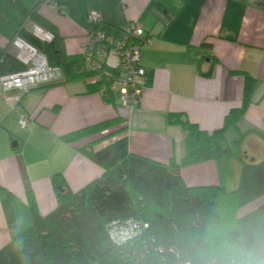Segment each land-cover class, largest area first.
<instances>
[{
	"label": "crops",
	"instance_id": "0c3cea01",
	"mask_svg": "<svg viewBox=\"0 0 264 264\" xmlns=\"http://www.w3.org/2000/svg\"><path fill=\"white\" fill-rule=\"evenodd\" d=\"M92 11L100 14V22L88 19ZM20 21L25 32L30 22L53 30L65 55L85 53L90 58L91 50L81 46L85 29L114 36L126 21L140 23L148 41L140 56L144 91L131 108L120 105L117 98L114 104L104 98V86L88 92L87 84L97 75L66 79L63 69L60 81L23 94L4 95L0 89V186L13 194L10 205L18 231L32 224L26 189L31 190L38 212L45 215L57 203L53 174L61 173L67 187L77 191L102 173L79 151L93 137L71 142L63 139L65 134L122 116L131 153L161 163L179 161L185 153L184 132L167 122V113L182 112L210 132L240 105L245 76L255 81L236 123L244 134L239 147L246 159L264 158V0H0V75L19 65L9 46L21 36ZM89 66L84 58L74 69L79 72ZM104 71L109 80L121 75L111 65H105ZM24 114L29 121L22 128L19 119ZM224 135L230 145L237 139L231 127ZM238 169L234 157L207 159L182 166L180 175L188 186L229 189L237 186ZM8 240L0 201V247Z\"/></svg>",
	"mask_w": 264,
	"mask_h": 264
},
{
	"label": "trees",
	"instance_id": "16d2710c",
	"mask_svg": "<svg viewBox=\"0 0 264 264\" xmlns=\"http://www.w3.org/2000/svg\"><path fill=\"white\" fill-rule=\"evenodd\" d=\"M21 23L18 33L23 38L20 37L41 50L50 65L61 67L66 79L97 75L94 82L87 84L88 92L104 86V98L115 103L117 94L110 90L108 76L91 66L75 71L74 66L86 59L85 53L65 55L53 30L34 22L53 34V39L44 43L29 30L25 32ZM90 54L102 63L96 52ZM245 79L240 105L210 132L182 112L167 113V122L184 132L185 153L179 161L161 163L131 153L126 119L122 116L65 134L63 139L71 142L93 137L79 151L99 165L102 173L77 191L67 187L61 173L53 174L57 203L45 215L38 212L31 190L26 189L32 224L22 232L16 227L10 205L13 194L0 186L9 232L8 242L0 247V264H206L224 245L239 244L253 253L264 251V158H244L239 147L244 134L236 129L255 81L249 76ZM230 127L237 131L232 145L224 135ZM231 157L239 161L238 183L233 189L221 185L188 186L180 175L182 166ZM258 201L256 207L240 214L244 206ZM132 222L141 227L130 229ZM119 228L129 229L126 237L113 239L111 230Z\"/></svg>",
	"mask_w": 264,
	"mask_h": 264
},
{
	"label": "built area",
	"instance_id": "2783aa9c",
	"mask_svg": "<svg viewBox=\"0 0 264 264\" xmlns=\"http://www.w3.org/2000/svg\"><path fill=\"white\" fill-rule=\"evenodd\" d=\"M60 11H63L62 8ZM88 19L94 23L101 21L100 14L92 11ZM29 32L39 41L48 43L53 39V34L40 25L30 22ZM86 40L82 42V48L91 50L100 55L102 63L96 59L86 57L89 65L100 73L107 76L104 66L111 65L120 70L121 75L110 80V90L117 94L119 104L131 108L135 105L144 91L143 77L144 68L140 62L141 47L148 41L143 34L140 23L126 21L117 30L116 35L109 36L103 31L85 29ZM9 51L18 62L14 70L0 75V89L7 95L9 93L23 94L33 88L49 83L58 82L62 79V70L59 66L50 65L45 54L29 44L19 36H15L9 46ZM104 90V87L101 88ZM28 118L21 115L19 124L26 126ZM140 228L141 225L132 222L128 226ZM128 228L111 230V237L122 240L126 237Z\"/></svg>",
	"mask_w": 264,
	"mask_h": 264
},
{
	"label": "clouds",
	"instance_id": "9594fccd",
	"mask_svg": "<svg viewBox=\"0 0 264 264\" xmlns=\"http://www.w3.org/2000/svg\"><path fill=\"white\" fill-rule=\"evenodd\" d=\"M206 264H264V251L253 253L241 245H224Z\"/></svg>",
	"mask_w": 264,
	"mask_h": 264
},
{
	"label": "rangeland",
	"instance_id": "374dc122",
	"mask_svg": "<svg viewBox=\"0 0 264 264\" xmlns=\"http://www.w3.org/2000/svg\"><path fill=\"white\" fill-rule=\"evenodd\" d=\"M17 15H18V14H17ZM19 17H21V16L19 15ZM43 46H44V44L42 43V44H41V47H43ZM99 59H100V57H99ZM229 187H230V186H229ZM231 187H232V186H231ZM231 187H230L229 189H233V188H231ZM254 204H255V202H252V203H250V204L244 206V207L240 210V214L246 213V212L250 211L251 209H253L254 207H256V206H254ZM91 264H98V263L95 262V261H92Z\"/></svg>",
	"mask_w": 264,
	"mask_h": 264
}]
</instances>
